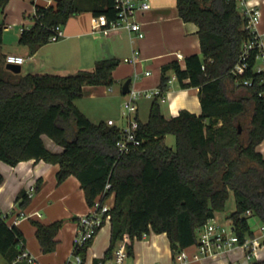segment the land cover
Here are the masks:
<instances>
[{
  "label": "trees",
  "instance_id": "trees-1",
  "mask_svg": "<svg viewBox=\"0 0 264 264\" xmlns=\"http://www.w3.org/2000/svg\"><path fill=\"white\" fill-rule=\"evenodd\" d=\"M8 2L0 0V10ZM177 5L185 21L199 26L201 52L187 55L185 67L178 59L162 66L161 93L151 101L147 120L138 117L142 143L127 153L118 150V124L92 120L75 102L86 84L115 81L118 57L98 58L93 68L72 74L22 73L7 66L0 50V159L12 165L31 158L58 163V180L77 175L90 205L114 195L111 243L96 263L112 258L125 236L133 253L135 239L152 230L167 233L174 254L195 246L198 229L225 207L230 190L236 208L229 217L241 238L251 233V215L264 222V154L258 148L264 139V70L257 69L261 49L250 48L247 66L237 69L244 44L254 34L238 0H177ZM37 9L33 26L23 28L19 37L31 52L51 41L55 25L65 24L73 13H116L113 0H55ZM6 26L1 19L0 46ZM170 70L182 87H199L201 114L188 109L164 114L161 97L170 88ZM169 133L175 135L174 147L165 141ZM44 134L62 151L48 148ZM17 200L24 206L30 200L27 191L21 190ZM63 222L34 219L44 252L56 249ZM21 239L19 226L0 215V251L7 259L16 256ZM93 240L80 250L84 260ZM251 264H264V259Z\"/></svg>",
  "mask_w": 264,
  "mask_h": 264
},
{
  "label": "crops",
  "instance_id": "crops-1",
  "mask_svg": "<svg viewBox=\"0 0 264 264\" xmlns=\"http://www.w3.org/2000/svg\"><path fill=\"white\" fill-rule=\"evenodd\" d=\"M253 2L258 3L262 9V18L257 30L264 41V0H253ZM48 4L47 0H9L4 10H0V20L5 18L7 21L0 49L6 56L8 53H17L27 58L21 64L22 73L72 74L81 68H93L98 58L116 56L121 62L113 71L115 80L125 82L128 77H132V87L142 91H153L160 87L164 64L178 59L185 67L187 55L201 52L199 26L193 21H185L180 16L177 0H151L150 7L138 13L137 17L146 34L137 39L136 45L140 48V58L136 62L125 60V57L132 55L135 46L132 43V34L128 30H122L111 36L93 34L91 30L95 13L92 10L73 13L62 25L64 31L62 38L56 43L49 41L39 46L35 52H31L28 45L20 43V34L23 28L33 26L36 5ZM11 39L12 41L17 39L18 44L15 45ZM177 52H181L183 57L179 58ZM259 58L262 59L261 64H264V57ZM24 63H26L25 66H23ZM148 70L151 71L150 74H146ZM136 72H139L138 77L135 76ZM169 73L172 76L175 74L172 70ZM97 85L86 84L84 93ZM166 94L167 96L161 100V107L167 117L177 115L182 109L201 114L202 105L198 86L182 87L176 78L171 82ZM143 96L154 98L155 95ZM143 96L139 100L138 117L140 119ZM83 111L87 113L85 109ZM43 139L48 148L62 151L63 147L50 136L44 134ZM258 148L264 154V139ZM58 169V163L45 159L31 158L21 160L15 165L0 159V171L4 175V180L0 183V211L9 212L7 221L14 220L22 211L26 214L33 213L32 216L22 217L17 225L23 231L26 246L45 264L62 263L63 257L60 250L62 248L72 250L78 217L91 208L78 176L71 174L59 181ZM32 184L39 186L36 187L30 200L24 206H20L17 200L18 193L21 190L27 191ZM215 218L222 223L219 211H216ZM227 218L233 224L229 215ZM28 219L32 221L37 219L44 223L57 219L66 221L58 232L57 247L50 255L42 253L44 251L36 235V225L30 226L26 222ZM107 222L110 226L109 231H106V235H101L100 228L88 249L84 264H97L95 259L104 257L111 243V223L106 221L104 224ZM256 232L259 231L256 230ZM195 249L196 245L188 248L190 252ZM259 254L255 259H264V248L259 251ZM244 255V248L235 246L220 254L192 259L189 264H241L244 261ZM173 256L174 252L167 233L152 230L144 233L141 238L135 239L134 251L128 256L126 264H170Z\"/></svg>",
  "mask_w": 264,
  "mask_h": 264
},
{
  "label": "built area",
  "instance_id": "built-area-1",
  "mask_svg": "<svg viewBox=\"0 0 264 264\" xmlns=\"http://www.w3.org/2000/svg\"><path fill=\"white\" fill-rule=\"evenodd\" d=\"M53 3L55 0H47ZM116 13L114 16H109L107 12H102L94 15L92 23V33L97 36H111L122 30H128L132 35L133 53L131 56L125 57L126 61L136 62L140 58V48L137 43L138 38L145 36V30L142 23L138 19L137 15L141 10L148 9L151 5V0H113ZM242 3L241 11L247 16L246 27L250 29L254 34L253 37L247 40L244 44V51L242 52V61L237 65V69L242 71L247 66V55L250 48L258 46L261 49L259 57H264V41L262 36L258 32V24L262 18V9L259 4L253 2V0H240ZM34 14L37 13V5L35 7ZM64 36L62 25L57 24L54 27L53 33L50 35L51 41L59 40ZM179 58L183 57L181 52H177ZM27 58L22 54L8 53L6 56L7 62L22 64ZM258 70H264V64H257ZM150 70L146 71V74H150ZM135 76H139V72L135 73ZM174 74L171 77V82L176 79ZM246 83H251L250 80H245ZM112 89V87H111ZM161 93V88L157 87L153 91H142L140 89L131 86L129 92L126 93L124 105L126 108L127 124L121 127V134L117 140V146L120 153H127L142 143V138L139 136L138 129L140 121L138 119L139 100L141 96L148 95L154 96ZM165 95H162L161 99H164ZM109 124H116L113 118L108 119ZM111 184L108 182L106 189ZM36 190L35 184L31 185L27 194L28 197H32ZM113 194L109 199L102 203L98 198L88 212L82 214L78 218L77 231L73 241L72 257L65 264H84V258L80 252L81 248L86 242L96 236V232L99 227H102L104 221H110L111 214L110 208L113 204ZM37 214L40 212L36 211ZM247 214L251 213V210H247ZM0 215L7 217L9 212L0 211ZM32 214H26L23 211L12 221H8L10 225L17 224L22 217H29ZM250 229V235L241 238L235 228L228 229L225 224L219 222L215 216L209 218L208 221L198 229V243L196 249L190 252L187 248H180L174 256L170 264H189L192 259H199L206 255L220 254L235 246H241L245 250L244 261L241 264H251V262L258 257L259 251L264 248V222H260L258 229ZM129 236H125L121 239L114 248L113 257L107 260H101L97 264H126L129 250L128 243ZM19 251L11 259H7L0 251V264H45L43 263L35 253L26 246L24 239H21L18 243Z\"/></svg>",
  "mask_w": 264,
  "mask_h": 264
},
{
  "label": "rangeland",
  "instance_id": "rangeland-1",
  "mask_svg": "<svg viewBox=\"0 0 264 264\" xmlns=\"http://www.w3.org/2000/svg\"><path fill=\"white\" fill-rule=\"evenodd\" d=\"M238 6L239 8L242 7V3L240 0H238ZM14 40V39H13ZM12 41V39H11ZM15 45L18 44V40L15 39ZM52 43H56V41H51ZM1 50V49H0ZM262 59H258V64H261ZM26 63L23 64L25 66ZM124 82L115 80L111 85L107 84H98L97 86H94V88H90L85 91V94H83L81 97H78L75 102L77 105L81 106L85 111H87V114L90 116V118L94 121H100V120H108L109 117L113 118L115 120V123L120 126H125L127 124V117H126V108L124 105L126 94L122 92V86ZM112 87V89H111ZM93 89V90H92ZM167 96V94L165 95ZM143 105L141 106V119L143 121H146L149 114V104L153 100V97H146L143 96ZM166 143L170 146H175V135L172 133L167 134ZM110 201V199H109ZM236 208V197L233 192V190H230L229 198L227 199L226 205L222 210H219V215H221L222 223L226 225V227L230 230L232 229L233 224L227 218V215L231 214L232 211ZM64 223L66 222L63 220ZM250 225L253 230H257L258 226L260 224V220L255 215H251L249 217ZM29 223L30 226H32L34 223L31 219H28L26 221ZM109 222L104 224L101 227L100 234H107L106 231H109ZM250 235V232L246 234V236ZM108 236V235H107ZM106 236V237H107ZM73 250V244L72 248ZM72 250L70 251L68 248H62L60 250V254L62 255V263L68 262L70 259H73L72 257ZM44 254L52 253L50 252H42Z\"/></svg>",
  "mask_w": 264,
  "mask_h": 264
},
{
  "label": "water",
  "instance_id": "water-1",
  "mask_svg": "<svg viewBox=\"0 0 264 264\" xmlns=\"http://www.w3.org/2000/svg\"><path fill=\"white\" fill-rule=\"evenodd\" d=\"M7 66L15 71H20L21 69V64H18V63L8 62ZM132 79H133L132 77H128V79H126L125 82L123 83V86H122L123 93L126 94L127 92L130 91ZM240 130H241V127H240Z\"/></svg>",
  "mask_w": 264,
  "mask_h": 264
}]
</instances>
